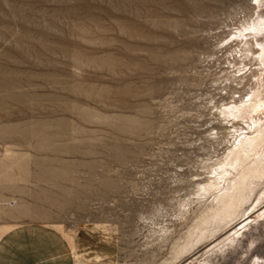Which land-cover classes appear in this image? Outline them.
Wrapping results in <instances>:
<instances>
[{
  "label": "rangeland",
  "instance_id": "obj_1",
  "mask_svg": "<svg viewBox=\"0 0 264 264\" xmlns=\"http://www.w3.org/2000/svg\"><path fill=\"white\" fill-rule=\"evenodd\" d=\"M263 104L264 0H0V239L35 264H264V183L233 220L211 190Z\"/></svg>",
  "mask_w": 264,
  "mask_h": 264
},
{
  "label": "bare ground",
  "instance_id": "obj_2",
  "mask_svg": "<svg viewBox=\"0 0 264 264\" xmlns=\"http://www.w3.org/2000/svg\"><path fill=\"white\" fill-rule=\"evenodd\" d=\"M254 105L255 106L253 108H255L256 110L259 107V104L254 103ZM263 141L264 132H256L253 138H246L239 144H237L235 147L233 146L234 149L232 150L231 166L232 169L236 170L237 175L236 177L234 176L235 178L233 177L234 179L232 181L231 187L232 190L230 192H220L222 189L218 191L219 187L217 185L211 187V190L217 191L215 192L218 194L216 197V201L221 204V209L224 217L232 215L231 219H236L237 214H240L239 209L243 205V203L246 202V200L254 192L258 185L264 183V145L262 144ZM252 156L256 158L251 159L253 161L250 160ZM211 190L210 192H212ZM259 218L264 219V212L260 214ZM206 220H204L203 224L206 223ZM245 227H247V225H244L242 228ZM239 235V231H236L233 234L232 243L233 241L239 238Z\"/></svg>",
  "mask_w": 264,
  "mask_h": 264
},
{
  "label": "crops",
  "instance_id": "obj_3",
  "mask_svg": "<svg viewBox=\"0 0 264 264\" xmlns=\"http://www.w3.org/2000/svg\"><path fill=\"white\" fill-rule=\"evenodd\" d=\"M21 238V230H16L8 232L0 239V264H35V256L21 255L22 246H27V242Z\"/></svg>",
  "mask_w": 264,
  "mask_h": 264
}]
</instances>
